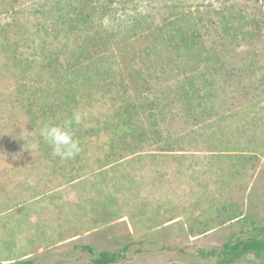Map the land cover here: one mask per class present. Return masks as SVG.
<instances>
[{"label":"rangeland","instance_id":"1","mask_svg":"<svg viewBox=\"0 0 264 264\" xmlns=\"http://www.w3.org/2000/svg\"><path fill=\"white\" fill-rule=\"evenodd\" d=\"M74 114L65 160L39 129ZM245 219L264 224V0H0V264H218Z\"/></svg>","mask_w":264,"mask_h":264},{"label":"trees","instance_id":"2","mask_svg":"<svg viewBox=\"0 0 264 264\" xmlns=\"http://www.w3.org/2000/svg\"><path fill=\"white\" fill-rule=\"evenodd\" d=\"M81 15L84 18H86V20L90 19V15L84 12H82ZM180 33L184 34L185 36L184 42H188L189 44V42L192 41L188 33L186 32H180ZM196 37L197 36H195V39ZM220 209H221L220 211L222 212H225V210H227V208L224 206H222ZM238 212L239 211L236 210L235 213L231 214V220L236 218L241 219L242 215L239 214ZM232 215H234V218H232ZM246 222H249L250 225L253 226L254 228L252 229V231L246 234L245 238H238L235 243L234 242L226 243L221 251L223 255L222 259L221 261H219L218 264H234L240 259L244 258L246 255H250V254L258 258L264 259V224L257 225V223L253 220H248V221L246 220ZM87 249L91 252V254H93V250L90 247H87ZM127 251H128L127 247L124 248L123 250H119L116 252L104 251L100 254L98 258H94L93 261L95 264L118 263L123 258H125V254L127 253ZM210 253H215V251H211Z\"/></svg>","mask_w":264,"mask_h":264},{"label":"clouds","instance_id":"3","mask_svg":"<svg viewBox=\"0 0 264 264\" xmlns=\"http://www.w3.org/2000/svg\"><path fill=\"white\" fill-rule=\"evenodd\" d=\"M81 122L79 114H74L72 119L63 123H44L39 129V135L53 151V155L61 159H72L80 151V144L74 137L72 125H78ZM25 132L31 135L32 132Z\"/></svg>","mask_w":264,"mask_h":264}]
</instances>
